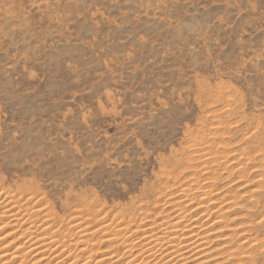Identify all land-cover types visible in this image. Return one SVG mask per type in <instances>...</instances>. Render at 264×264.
I'll return each mask as SVG.
<instances>
[{
    "label": "rangeland",
    "instance_id": "rangeland-1",
    "mask_svg": "<svg viewBox=\"0 0 264 264\" xmlns=\"http://www.w3.org/2000/svg\"><path fill=\"white\" fill-rule=\"evenodd\" d=\"M188 183L216 207L194 261L264 264V0H0V246L27 264H146L133 234L168 222ZM40 221L61 260L28 253L21 230L45 239Z\"/></svg>",
    "mask_w": 264,
    "mask_h": 264
},
{
    "label": "bare ground",
    "instance_id": "bare-ground-1",
    "mask_svg": "<svg viewBox=\"0 0 264 264\" xmlns=\"http://www.w3.org/2000/svg\"><path fill=\"white\" fill-rule=\"evenodd\" d=\"M207 139V138H206ZM216 140V139H215ZM210 141V140H209ZM214 141V140H213ZM214 144H215V142H213ZM216 147V146H215ZM214 149V148H213ZM205 150V149H204ZM208 150H211V149H208ZM195 151V150H194ZM197 151V150H196ZM206 151V150H205ZM214 151V150H213ZM218 151H220V150H218ZM217 151V152H218ZM223 151H224V149H223ZM226 151V150H225ZM225 151H224V153H225ZM198 152V151H197ZM202 152H203V149H202ZM211 152V151H210ZM193 153V152H192ZM199 153V152H198ZM214 154V153H213ZM219 154H221V153H219ZM205 155H208V156H210L208 153L207 154H204V156ZM211 156H213V155H211ZM200 157H202L203 158V156H198V158H200ZM214 157V156H213ZM216 157V156H215ZM214 157V158H215ZM214 158H213V160H214ZM223 158H224V156H223ZM181 159V158H180ZM197 159V158H196ZM206 159H209V158H206ZM212 159V158H211ZM229 159V158H228ZM227 159V160H228ZM235 159V158H234ZM237 159V158H236ZM235 159V160H236ZM213 160H212V162H213ZM217 160V157L215 158V161ZM226 160V161H227ZM239 160V159H238ZM237 160V161H238ZM188 161H190V160H188ZM223 161V160H222ZM211 162V161H210ZM216 162H218L219 163V160H217ZM241 161H239L238 162V164H243V163H240ZM225 163V162H224ZM201 164V163H200ZM206 164V163H205ZM201 165H203V164H201ZM257 165V164H256ZM225 166V168L226 169H233V167H230V168H227L228 167V165H227V167H226V164H222V167H224ZM229 166H231V165H229ZM236 166V165H235ZM206 167V166H205ZM221 167V166H220ZM255 167V166H254ZM198 168H200V167H198ZM203 168V167H202ZM202 168H200V169H202ZM253 168V167H252ZM256 168V167H255ZM204 169H206V168H204ZM225 169V170H226ZM207 170V169H206ZM209 170V169H208ZM224 170V169H223ZM199 171V170H198ZM202 171H203V169H202ZM230 171V170H229ZM240 171V170H239ZM208 172V171H207ZM215 172V171H214ZM238 172V171H237ZM206 173V172H205ZM210 173V172H209ZM221 173V172H220ZM197 174V173H196ZM199 174V173H198ZM201 174V173H200ZM200 174L198 175V176H200ZM231 174V173H230ZM243 174V173H242ZM239 175V174H238ZM190 176H195V175H193V174H190ZM212 176V175H211ZM241 176V175H240ZM207 177V176H206ZM194 178V177H193ZM202 178H204V176L202 177ZM212 178V177H211ZM224 178V177H223ZM189 179H190V177H189ZM214 179V178H213ZM190 180H194V179H190ZM205 180V179H204ZM261 180V179H260ZM233 181V180H232ZM190 182H192V181H190ZM189 182V183H190ZM188 183V185H189V188H187V189H185L186 187H188L186 184V187H184L185 185H183L182 186V188H180L179 187V189H181V190H179V193H180V196L181 197H177L176 198V196L175 197H170L169 199H168V201H167V203L170 205V206H172V208L174 209L173 210V212H175L174 213V215H168V217L169 216H172V218L168 221V222H166V223H164V224H159V225H156V227L154 228V229H150L151 231L149 232L148 231V234H147V232H146V230H143L144 232H142V234L141 235H135V234H133L134 236H140L141 238H140V245H141V247H142V250H143V254H144V256H143V260H142V262L143 263H146V264H150V261H152V259H154V258H158V259H156V260H158L159 261V264H200V263H198L197 261H194V260H196V259H199V257H201V258H203V256L205 257V261L207 260V258H208V255L210 254L209 252L210 251H212V249L213 248H211L210 249V251H209V244H208V238H206L207 236H209L210 234H207V236L204 234L205 232L203 231V229H205V227L207 226V225H205V224H207V223H209L210 224V221L208 222L207 220H204L203 221V219L205 218L204 217V214H202V213H205V214H207L208 212H209V210H210V208L211 207H214L215 209H216V207H215V203H213V204H210L209 203V201H211V199H209V195L211 194V192L210 191H204L203 189L204 188H197V184L196 185H194V186H196L195 188H193V187H190V184ZM198 183V182H197ZM199 184V183H198ZM202 185V184H201ZM224 185V184H223ZM227 185V184H226ZM241 185H243V183L241 184ZM240 185V186H241ZM166 186H168V185H166ZM165 186V187H166ZM193 186V185H192ZM207 186H209V184L207 185ZM212 187V186H211ZM233 187V186H232ZM245 187V186H244ZM168 188V187H167ZM210 188V187H209ZM234 188V187H233ZM220 189V188H219ZM230 189V188H229ZM245 189V188H244ZM194 190H200L201 192H199L198 191V193H194ZM251 190H252V188H251ZM165 191V190H164ZM163 191V192H164ZM196 191V192H197ZM217 191H218V189H217ZM233 191V190H232ZM237 191V190H236ZM162 192V191H161ZM162 192V193H163ZM173 191H171V193H172ZM225 192V191H224ZM227 192V191H226ZM3 193V192H2ZM6 193H8V192H6ZM12 193V192H11ZM16 194H17V192H15ZM169 193V192H168ZM176 193H178V192H176L175 191V193L173 192V194H176ZM194 193V194H193ZM237 193V192H236ZM172 194V195H173ZM225 194H227V193H225ZM8 195H10V194H8ZM18 195V194H17ZM170 195V194H169ZM169 195H165V196H168L169 197ZM223 195V194H222ZM241 195V194H240ZM171 196V195H170ZM179 196V195H178ZM2 197V196H1ZM5 196H3V198H4ZM15 197V196H14ZM17 197V196H16ZM19 197H20V195H19ZM18 197V198H19ZM211 197H212V195H211ZM219 197V196H218ZM223 197V196H222ZM12 198H13V195H12ZM220 198V197H219ZM249 198H251V196L249 197ZM2 199V198H1ZM4 199H6V201L8 200V202H10V201H12V199L10 200V198L9 197H6V198H4ZM14 199H16V198H14ZM23 199V198H22ZM22 199H21V201H22ZM31 199V198H30ZM30 199H28V201H29V203H30ZM221 199V198H220ZM166 200V199H165ZM225 200V199H224ZM230 200V199H229ZM20 201V198H19V200H18V202ZM21 201L19 202V203H21ZM25 201V200H24ZM23 201V203H26V202H24ZM158 201V200H157ZM163 201H164V199H163ZM162 201V202H163ZM215 201V200H214ZM2 202V201H1ZM14 202V201H13ZM155 202V201H154ZM227 202V201H226ZM256 202V201H255ZM10 203H12V202H10ZM18 203V204H19ZM31 203H33V201H31ZM31 203H30V205H26V206H31L32 207V205H31ZM157 203V202H156ZM155 203V204H156ZM160 203V202H159ZM164 203H165V201H164ZM254 203V202H253ZM17 204V205H18ZM167 204V205H168ZM221 204V203H220ZM220 204H218V205H220ZM12 205V204H11ZM14 205V204H13ZM17 205H15V206H17ZM24 205V204H23ZM165 205V204H164ZM184 205V206H183ZM236 205H237V203H236ZM40 206V205H39ZM227 206V205H226ZM229 206V205H228ZM230 206H231V203H230ZM238 206V205H237ZM8 207V206H7ZM22 207H25V206H21V208ZM153 207V206H152ZM15 208V207H14ZM14 208H13V210H11V208H10V210H7L6 212H4L3 214L5 215V217H7L8 219V221H10V218H11V221L12 222H10V224H13V222H16V218L17 217H19L20 216V214L18 215V213L16 214H14L13 213V211L15 212V210H14ZM18 208L19 207H17L16 208V211L18 210ZM21 208H20V210H21ZM33 208H34V206H33ZM39 208H41V207H39ZM171 208V207H170ZM214 208H211V209H214ZM4 209V208H3ZM35 209V208H34ZM146 209V208H145ZM5 210V209H4ZM29 210H31V209H29ZM43 210V209H42ZM149 210V209H148ZM170 210V209H169ZM222 210H223V208H222ZM22 211H23V209H22ZM28 211V210H27ZM32 211V210H31ZM46 211V210H45ZM81 211V210H80ZM147 211V210H146ZM160 211V210H159ZM0 212H3V210L1 211V209H0ZM30 212V211H29ZM28 212V213H29ZM36 212H41V213H44V211L42 212L40 209H39V211H37V209H36ZM172 212V213H173ZM20 213H22L21 211H20ZM24 213H25V210H24ZM33 213V212H32ZM40 213V214H41ZM78 213V212H77ZM165 213V212H164ZM1 214V213H0ZM23 214V213H22ZM36 214V213H35ZM45 214V213H44ZM44 214H43V216H44ZM80 214V213H79ZM83 214V213H82ZM144 214V213H143ZM159 214V213H158ZM210 215H211V213H209ZM209 214H207V216L206 217H208L209 216ZM2 215V214H1ZM25 215H27V214H24V216ZM34 215V214H33ZM141 215H142V213H141ZM145 215V214H144ZM161 215V214H160ZM202 215V217L201 218H199V220H198V217L199 216H201ZM17 216V217H16ZM24 216H22L23 218H24ZM39 216V215H38ZM46 218H48V214H46ZM174 216V217H173ZM51 217V216H50ZM49 217V218H50ZM144 217V216H143ZM167 216H165L164 218H166V220L167 219H169ZM204 217V218H203ZM220 217V216H219ZM20 218V217H19ZM26 219L28 218V216L27 217H25ZM24 218V219H25ZM37 219H38V217H36ZM42 218V217H41ZM52 218V217H51ZM148 218V217H147ZM208 218H210V217H208ZM222 218V217H221ZM220 218V219H221ZM23 219V220H24ZM25 219V220H26ZM32 219H34V217L32 216ZM45 219V218H44ZM74 219V218H73ZM97 219V218H96ZM95 219V220H96ZM146 219V218H145ZM144 219V220H145ZM200 219H201V221H203V222H201L200 221ZM217 219V218H216ZM215 219V220H216ZM219 219V218H218ZM3 220V219H2ZM4 220H5V218H4ZM20 220V219H19ZM18 220V221H19ZM23 220H21V221H23ZM28 220V219H27ZM27 220H26V222H27ZM29 220H30V218H29ZM43 220V219H42ZM47 220V219H46ZM60 220V219H59ZM68 220V219H67ZM119 220V219H118ZM143 220V219H142ZM153 220V219H152ZM152 220H151V222H152ZM161 220H162V218H161ZM160 220V221H161ZM164 220V219H163ZM21 221H19V222H21ZM32 221V220H31ZM48 221V220H47ZM79 221H80V219H79ZM109 221V220H108ZM117 221V220H116ZM139 221V220H138ZM25 222V221H24ZM29 222V221H28ZM44 223H42L41 221L39 222L40 223V226H38V231H39V233H40V235L42 234V236L44 235V237L47 235L48 237H46L45 239L44 238H40L39 237V235H38V233H36V232H32L31 230H27V232H25V230H21L22 232H23V235L26 233L29 237H26L28 240L27 241H25V243L26 242H28V243H30V244H28V253L29 254H33L34 255V253H35V255L36 256H39L38 254H40L45 248H47V252L46 253H49V250H51L52 248L53 249H55V248H58L59 246H60V244L62 243L63 244V242L62 241H60L61 243H59L58 242V239L57 240H53V237H54V239L56 238L55 236L57 235V234H55V235H53V237H52V239H51V237H49L50 236V228H51V226L50 225H48V226H50V228H48V226L46 225L47 223L45 222V221H43ZM53 222V221H52ZM73 222V221H72ZM76 222V221H75ZM75 222H73V224L75 223ZM81 222V221H80ZM106 221H104V223H105ZM140 222V221H139ZM150 222V221H149ZM149 222H147V223H149ZM151 222H150V224H151ZM154 222V221H153ZM4 223V221L2 222V224ZM33 223H35V220H34V222H32V224ZM46 223V224H45ZM76 223H78V222H76ZM157 223V222H156ZM155 223V224H156ZM5 224V223H4ZM3 224V225H4ZM24 224V223H23ZM22 224V225H23ZM27 224V223H26ZM29 224V223H28ZM60 224V223H59ZM72 224V223H71ZM79 224V223H78ZM91 224V223H90ZM14 225V224H13ZM13 225H12V227H11V229L13 228ZM15 225H16V223H15ZM14 225V231H16L15 230V226ZM20 225V223L17 225V227H16V229H18V226ZM34 225V224H33ZM35 225H36V223H35ZM63 225V224H62ZM70 225V224H69ZM68 225V227H70ZM99 225V224H98ZM97 225V226H98ZM101 225H103L102 223H101ZM106 225V224H105ZM109 225V224H108ZM107 225V226H108ZM138 225V224H137ZM143 225V224H142ZM153 225V224H152ZM203 225H205V227L203 226ZM0 226H2V225H0ZM7 226V225H6ZM27 226H29V225H27ZM27 226H25V227H27ZM77 226V225H76ZM106 226V227H107ZM110 226V225H109ZM146 226H148L149 227V224H144L143 225V227L144 228H147ZM151 226V225H150ZM8 227V226H7ZM80 227H84V226H82V225H80ZM114 227V226H113ZM118 226H116V228H117ZM122 227V226H121ZM143 227L142 228H139V229H143ZM204 227V228H203ZM226 227V226H225ZM2 228H4V227H2ZM9 228V227H8ZM33 228V227H32ZM36 228V227H35ZM57 228V227H56ZM55 228V229H56ZM62 228V227H61ZM77 228V227H76ZM108 228V227H107ZM111 228H112V226H111ZM111 228H109V229H111ZM124 228V227H123ZM128 228V227H127ZM133 228V227H132ZM136 228V227H135ZM10 229V230H11ZM25 229H27V228H25ZM64 229V228H63ZM90 229H92V228H90ZM94 229V228H93ZM102 229H106V228H103L102 227ZM124 229H126V227L124 228ZM214 229V228H213ZM219 229V228H218ZM2 230V229H1ZM5 230V229H4ZM54 230V229H53ZM65 230V229H64ZM75 230V229H74ZM79 230V229H78ZM101 230V229H100ZM107 230V229H106ZM112 230H113V228H112ZM122 230V229H121ZM120 230V231H121ZM135 230H137V229H135ZM149 230V229H148ZM206 230V229H205ZM217 230V229H216ZM6 231V230H5ZM21 231H19V234H21L22 232ZM59 231V230H58ZM62 231V230H61ZM80 231V230H79ZM78 231V232H79ZM109 231V230H108ZM117 231V230H116ZM120 231H117L118 233H122L123 232V230L120 232ZM133 231V230H132ZM203 231V232H202ZM1 232V231H0ZM10 232H12V231H10ZM9 232V233H10ZM21 232V233H20ZM53 232V231H52ZM69 232V231H68ZM84 232V231H83ZM82 232V233H83ZM87 232V231H86ZM88 232H92V230L90 231V230H88ZM97 232V231H96ZM99 233L101 232V231H98ZM125 232V231H124ZM130 232H131V230H130ZM129 232V233H130ZM137 231H135V233H136ZM151 232H154L153 234H150ZM209 232V231H208ZM212 232V231H211ZM244 232V231H243ZM2 233H3V231H2ZM66 233V232H65ZM70 233H72L71 231H70ZM93 233V232H92ZM102 233V232H101ZM111 233V232H110ZM117 233V234H118ZM138 233V232H137ZM210 233V232H209ZM5 234H6V232H5ZM14 234H15V232H14ZM16 234H17V232H16ZM53 234H54V232H53ZM60 234V233H59ZM69 234V233H68ZM74 234V233H73ZM80 234V232L79 233H77V235L76 236H78ZM113 234H115V232L113 233ZM214 234V233H213ZM9 235H11V234H9ZM34 235V236H33ZM70 235H72V234H70ZM70 235H67V236H70ZM82 235V234H81ZM120 235V234H119ZM121 235H123V233L121 234ZM206 236V237H204V236ZM237 235V234H236ZM1 236V235H0ZM6 236V235H5ZM7 236H8V234H7ZM18 236V235H17ZM22 236V235H21ZM25 236V235H24ZM51 236H52V233H51ZM83 236H84V234H83ZM87 236V235H86ZM98 236V235H97ZM114 237L115 236H117L116 234L115 235H113ZM126 236V235H125ZM124 236V237H125ZM214 236V235H213ZM221 236V235H220ZM9 237V236H8ZM12 237V236H11ZM23 237V236H22ZM63 237V236H62ZM71 237V236H70ZM91 237V236H90ZM110 237H112V234H111V236L109 235V239H110ZM121 237V236H120ZM137 237V238H138ZM212 237V236H211ZM216 237V235L214 236V238ZM222 237H224L223 235H222ZM15 238V237H14ZM17 238V237H16ZM84 238V237H83ZM89 238V237H88ZM99 238H101L100 236H99ZM105 238H107V236H105L104 237V239ZM210 238V237H209ZM218 238H220L219 236H218ZM217 238V239H218ZM23 239H25V238H23ZM63 239V238H62ZM78 238H76V240H77ZM81 239V238H80ZM85 239H86V237H85ZM108 239V238H107ZM118 239V238H117ZM13 240V239H12ZM16 241H17V239H15ZM15 240H14V243H15ZM21 240V239H20ZM74 240V239H73ZM82 240V239H81ZM87 241H88V239H86ZM85 240V241H86ZM91 240V239H90ZM101 240V239H100ZM122 239H120V241H121ZM126 240V239H125ZM124 240V242H126V243H128L127 241H125ZM128 240V239H127ZM137 240V239H136ZM213 240V239H212ZM240 240V242H241V239H239ZM242 240H243V238H242ZM3 241H5V240H3ZM3 241L1 242V239H0V243H3ZM67 241V240H66ZM83 241V240H82ZM85 241H83V242H85ZM94 241V240H93ZM111 241H112V239H111ZM113 241H115L114 239H113ZM238 241V240H237ZM247 241V240H246ZM256 241V240H255ZM8 242V241H7ZM23 242V241H22ZM55 242H58L59 243V246L57 247L56 245L58 244H56ZM70 242V241H69ZM68 242V243H69ZM74 242V241H73ZM83 242H81V243H83ZM92 242V241H91ZM90 242V243H91ZM95 242V241H94ZM121 243V244H126V243ZM134 242V241H133ZM6 243V242H5ZM4 243V244H5ZM86 243V242H85ZM118 243H120V242H118ZM236 243V242H235ZM238 243V242H237ZM245 243V242H244ZM3 244V245H4ZM17 244V243H16ZM20 244V243H19ZM62 244H61V246H62ZM64 244H66V242H64ZM76 244V243H75ZM87 244V243H86ZM112 244V243H111ZM224 244V243H223ZM242 244V243H241ZM7 245H8V243H7ZM13 245V244H12ZM24 245V247H25V249H26V247H27V245L25 246V244H23ZM67 245V244H66ZM65 245V246H66ZM84 245V244H83ZM88 245H90V244H88ZM110 244H108V246H109ZM113 245V244H112ZM115 245V244H114ZM240 245V243L236 246L238 249L239 248H241L242 247V245L241 246H239ZM95 246V245H94ZM96 246L98 247V244H96ZM117 246V245H116ZM244 246V245H243ZM254 246H256V245H253V247ZM16 247V246H15ZM21 247L22 246H20V248L18 247H16L15 249L13 248V250L12 251H10L9 249H8V247L7 246H0V264H27V263H29V262H26L25 263V261L27 260L26 258H27V253H25L23 250V253L25 254H23V253H21ZM67 247V246H66ZM89 247V246H88ZM111 247V246H110ZM125 247L126 248H131V246H129L128 247V245L126 246L125 245ZM124 247V250H127L128 252H127V254H129L131 251H129V249H126ZM252 247V248H253ZM48 248H51V249H49L48 250ZM60 248V247H59ZM59 248H58V250H59ZM73 248V247H72ZM135 247H133V248H131V249H134ZM251 248V247H250ZM257 248V247H256ZM24 249V248H23ZM43 249V250H42ZM61 250H62V247L60 248ZM67 249V248H66ZM87 249V248H86ZM123 249V248H122ZM130 249V250H131ZM242 249V248H241ZM46 250V249H45ZM57 250V249H56ZM56 250H54L55 252L53 253L54 255L55 254H57V251ZM65 250V249H64ZM74 250V249H73ZM76 250H80V249H76ZM98 250V249H97ZM243 250V249H242ZM27 251V250H26ZM93 251V250H92ZM123 251V250H122ZM134 251V250H133ZM58 252H60L61 253V251L59 250ZM65 252H66V250H65ZM71 252V251H70ZM74 252H75V250H74ZM83 252H85L84 250H83ZM94 252H95V250H94ZM112 252V251H111ZM114 252V251H113ZM117 252V251H116ZM126 252V251H125ZM234 252V251H233ZM236 252H237V250H236ZM23 254V255H21V254ZM52 253V252H51ZM59 253V254H60ZM76 253V252H75ZM138 253V252H137ZM188 253H189V255H191V257H185L184 256V254L186 255L187 254V256H188ZM212 253V252H211ZM247 253V252H246ZM28 254V255H29ZM62 254H64V251H62V253L60 254V258H58L59 257V255H58V257L56 256V258H58V261L59 260H61V255ZM87 254V253H86ZM109 255H110V253H108ZM114 254V253H113ZM116 254V253H115ZM114 254V255H115ZM121 254V253H120ZM243 254V253H242ZM241 254V255H242ZM43 256H45L46 254H42ZM41 255V256H42ZM48 255V254H47ZM67 254L65 253V256H66ZM76 254H70V256H69V254H68V257L70 258L71 256H75ZM89 255V254H88ZM91 255V254H90ZM108 255V256H109ZM118 255V254H117ZM125 255H126V253H125ZM142 255V254H141ZM157 255V256H156ZM244 255V254H243ZM30 256V255H29ZM32 256V255H31ZM35 256V257H36ZM53 256V255H52ZM64 256V255H63ZM64 256V257H65ZM87 256V255H86ZM95 256V255H94ZM94 256H92V257H94ZM102 256H103V254H102ZM107 256V255H106ZM110 256H112V255H110ZM109 256V257H110ZM156 256V257H155ZM214 256V255H213ZM235 255L232 253V254H230L228 257V260H231V259H233V257H234ZM245 256V255H244ZM47 257H49V256H47ZM77 257V256H76ZM79 257V256H78ZM85 257V256H84ZM105 257V256H104ZM132 257H134V256H132ZM141 257V256H140ZM196 257V258H195ZM210 257V256H209ZM236 257V256H235ZM41 257L39 256V259H40ZM49 258H51V257H49ZM55 258V259H56ZM68 258V260H72V259H75V257L74 258H70L69 259ZM81 258V257H80ZM89 258V257H88ZM103 258V257H102ZM110 258H113V257H110ZM244 258V257H243ZM26 259V260H25ZM36 260H37V257L35 258ZM44 259V258H43ZM42 259V260H43ZM55 259H53V261H55ZM77 259V260H76ZM75 260L77 261V263H79L80 261H83L82 259H84V258H81L80 260L78 259V258H76ZM85 259H87V258H85ZM90 259H92L91 257H90ZM96 259V258H95ZM101 259V258H100ZM128 259V258H127ZM126 259V260H127ZM141 259V258H140ZM239 259H241L240 257H239ZM36 260H34V261H36ZM57 260V259H56ZM67 260V259H66ZM70 260V261H71ZM74 260V261H75ZM78 260H79V262H78ZM89 260V259H88ZM87 260V261H88ZM94 260V259H93ZM93 260H92V262H93ZM114 260V258L112 259V261ZM125 260V261H126ZM208 260H210V259H208ZM45 261V260H44ZM57 261V262H58ZM63 261H64V259H63ZM69 261V262H70ZM76 261L73 263V264H76ZM85 261V260H84ZM97 261V260H96ZM138 262L139 261V259L138 260H135V262ZM202 260H200V262H201ZM203 261H204V259H203ZM237 261V260H236ZM240 261V260H239ZM238 261V262H239ZM31 262V261H30ZM45 262H47V261H45ZM50 262H52V260L50 261ZM62 262V261H61ZM60 261H59V263L60 264H62ZM72 262H73V260H72ZM71 262V263H72ZM91 262V263H92ZM110 262V261H109ZM130 262H131V258H130ZM134 262V261H133ZM133 262H131V264L133 263ZM140 263H141V260L139 261ZM154 262H156V261H154ZM208 262H210V261H208ZM242 262V261H241ZM55 263V262H54ZM53 263V264H54ZM68 263V262H67ZM66 263V264H67ZM86 263H88V264H90V261L89 262H86ZM86 263H81V264H86ZM98 263H100V264H103V263H101L100 261L98 262ZM128 263H129V261H128ZM207 262H205V263H203V264H206ZM47 264H49V263H47ZM51 264V263H50ZM57 264V263H56ZM80 264V263H79ZM93 264H94V262H93ZM124 264H126L125 262H124ZM135 264V263H134ZM158 264V263H157ZM213 264H215V263H213Z\"/></svg>",
    "mask_w": 264,
    "mask_h": 264
}]
</instances>
